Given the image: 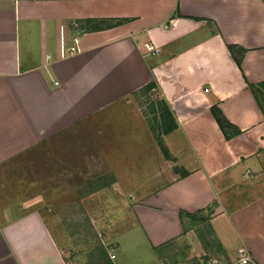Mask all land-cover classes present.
Returning a JSON list of instances; mask_svg holds the SVG:
<instances>
[{
    "label": "crops",
    "instance_id": "0c3cea01",
    "mask_svg": "<svg viewBox=\"0 0 264 264\" xmlns=\"http://www.w3.org/2000/svg\"><path fill=\"white\" fill-rule=\"evenodd\" d=\"M263 81L264 0H0V264H70L44 219L48 193L80 168L114 174L121 148L92 138L120 104L146 127L153 146L136 167L155 190L127 192L136 224L109 250L134 232L142 264H264V117L246 86ZM150 83L176 123L165 154L135 96ZM212 107L238 135L223 137Z\"/></svg>",
    "mask_w": 264,
    "mask_h": 264
},
{
    "label": "rangeland",
    "instance_id": "374dc122",
    "mask_svg": "<svg viewBox=\"0 0 264 264\" xmlns=\"http://www.w3.org/2000/svg\"><path fill=\"white\" fill-rule=\"evenodd\" d=\"M137 99L140 102L139 106H141L143 117H148V122L146 121V123L148 128L151 129L152 118H158V115H151L148 112V107L150 104L156 105L155 102L159 100V95L156 91H151L149 94L137 97ZM109 114L111 120H109L108 125L105 124L106 122L101 123L99 126L95 125L94 134L100 136H93L94 142L92 145L102 142L107 144L109 141L114 146L121 148V151L111 152V164L117 165V167L112 166L113 172L119 177L120 184L117 183V177L110 172L112 169L106 168L104 165H97L95 169H91L93 171L92 174L89 173L92 172L90 169L80 168L79 177L69 176L67 180L64 178L68 182L63 184L62 189L58 188L57 191L52 190L48 193V203L43 210V212H46L44 219L51 228L52 234L57 236L56 239L61 244L59 246L64 258L68 262L71 260L70 264H73V260L70 259L71 256L76 261L74 264H77L82 258L86 259V255L92 247L108 248L107 243L110 241L107 239L115 234V231L121 228L126 229L130 225L136 224L135 218L128 212V207L132 203H130L127 192H136L140 195L141 193L146 194L155 190L153 184H149L146 188L140 184L142 176L143 182L149 181V178L140 174L139 171H143L144 168L136 167L140 160L142 162L145 159L147 160L149 151L152 150L151 147L153 146L145 125L137 114L121 104L112 108ZM87 127L86 125L81 126L80 130ZM153 127L159 136L157 132L159 130L158 123ZM90 131L92 132V130ZM79 137L82 142H87L88 134H82ZM63 139L69 145L76 142V140L71 141L74 137L68 134L64 135ZM95 141L99 143H95ZM62 155L64 156V153ZM125 164L126 166H124ZM150 164L151 162L149 166ZM67 170L68 172L70 171L69 169ZM149 170L150 174L148 176L152 177L153 174L151 172L154 169L150 168ZM47 186L48 188L53 187V185ZM53 226H60L62 232L53 231ZM133 233L125 232L119 235V241L122 244L119 255L118 250H109V253L119 256V259L125 260L126 264H142L144 247L137 244L138 242L134 239ZM197 240L200 242L199 238ZM135 244H137L135 248L138 251L129 252V250H125ZM111 247L113 248V246ZM191 252L193 254L196 251ZM136 253L138 255L141 254L142 259H138V257L136 260L134 258ZM164 264H167V261Z\"/></svg>",
    "mask_w": 264,
    "mask_h": 264
},
{
    "label": "trees",
    "instance_id": "16d2710c",
    "mask_svg": "<svg viewBox=\"0 0 264 264\" xmlns=\"http://www.w3.org/2000/svg\"><path fill=\"white\" fill-rule=\"evenodd\" d=\"M88 22L92 24L91 29L98 28L97 25L99 24L97 21H88ZM227 49L230 53L232 60L240 69L241 60L244 57L245 50H243L241 47H238L236 45L228 46ZM246 86L264 117V81L256 84L247 83ZM155 89H156V85L154 83H150L144 86L142 89H140L135 94V96L139 98L141 97V95L149 94L152 90ZM155 103L157 106L155 104H150L148 107V112H150L151 115L154 116L158 115V118L156 117L152 118L153 122L152 125H150L151 128L150 130L152 131L154 138L158 146L160 147L161 151L165 154V149L161 140V136L167 135L168 133L176 129V123L170 109L163 100L159 99ZM210 113L214 118L216 124L218 125V128L220 129L223 137L226 140H230L236 135H238L239 131L224 118V116L220 113V111L216 107H212L210 109ZM146 118L148 122V117ZM156 123H158L159 130L157 132L159 133V136L161 135L160 137L158 136L155 128L153 127L154 125H156ZM180 216L183 217L186 215H183V213H181ZM189 217L191 221H195L196 217L198 216L197 213H195V215ZM189 225L191 224L189 223L188 226ZM108 251L109 248L104 249L103 247L100 246L97 248L92 247V249L89 250V252L87 253V258H89L87 264H113L108 257Z\"/></svg>",
    "mask_w": 264,
    "mask_h": 264
},
{
    "label": "built area",
    "instance_id": "2783aa9c",
    "mask_svg": "<svg viewBox=\"0 0 264 264\" xmlns=\"http://www.w3.org/2000/svg\"><path fill=\"white\" fill-rule=\"evenodd\" d=\"M74 46L73 47H71L70 48V53H73V52H78V49H77V46H76V41L74 40ZM146 50L148 51V52H156L154 49H153V47L152 46H146ZM110 259H114V256L113 255H111L110 256ZM248 262V258L247 257H242L241 259H240V261H239V263L240 264H246ZM203 264H220L218 261H216V260H212V259H210V260H208L207 262H205V263H203Z\"/></svg>",
    "mask_w": 264,
    "mask_h": 264
}]
</instances>
